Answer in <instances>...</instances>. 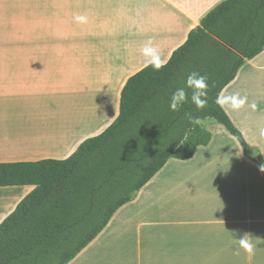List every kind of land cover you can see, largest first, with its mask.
<instances>
[{
	"label": "crops",
	"instance_id": "1",
	"mask_svg": "<svg viewBox=\"0 0 264 264\" xmlns=\"http://www.w3.org/2000/svg\"><path fill=\"white\" fill-rule=\"evenodd\" d=\"M223 1L0 0V163L69 158L118 117L147 42L166 64ZM233 93L256 105L223 109L264 163V50L221 94ZM217 124H200L210 143L168 160L68 264H264V174ZM33 190L0 187V224Z\"/></svg>",
	"mask_w": 264,
	"mask_h": 264
},
{
	"label": "trees",
	"instance_id": "2",
	"mask_svg": "<svg viewBox=\"0 0 264 264\" xmlns=\"http://www.w3.org/2000/svg\"><path fill=\"white\" fill-rule=\"evenodd\" d=\"M263 50L264 0L223 1L159 70L146 66L128 79L118 117L69 158L0 163V187L34 186L0 224V264H68L168 160L190 159L210 143L211 133L190 123L186 112L215 120L251 155L215 99ZM191 71L208 77L207 107L195 111L189 93L183 108L172 112L170 96Z\"/></svg>",
	"mask_w": 264,
	"mask_h": 264
},
{
	"label": "clouds",
	"instance_id": "3",
	"mask_svg": "<svg viewBox=\"0 0 264 264\" xmlns=\"http://www.w3.org/2000/svg\"><path fill=\"white\" fill-rule=\"evenodd\" d=\"M77 22H86V17L83 15H77L75 17ZM143 55L145 56V63L147 66H151L154 70H159L163 65L158 50L152 46V41L149 40L143 48ZM208 77L202 75L198 71H191L184 79L183 85L177 87L172 92L168 101V108L172 112L180 111L184 104L189 100V93H191L190 101L194 106V110L199 112L207 107L208 104ZM215 103L223 108L229 107L233 111H239L248 105L255 110V103L248 104V97L241 96L239 93H233L229 95L218 94ZM185 115L188 117L190 123L200 124L202 121L198 116L192 115L190 112H186ZM259 135L264 137V127L259 129ZM264 165H261L260 170L264 172ZM235 239V238H234ZM240 248L245 252L251 254L253 252L254 245L251 242V235L244 233L239 239H235Z\"/></svg>",
	"mask_w": 264,
	"mask_h": 264
},
{
	"label": "rangeland",
	"instance_id": "4",
	"mask_svg": "<svg viewBox=\"0 0 264 264\" xmlns=\"http://www.w3.org/2000/svg\"><path fill=\"white\" fill-rule=\"evenodd\" d=\"M202 122L200 123L201 126H203L207 130H211L212 127L218 125L217 122L211 118L201 120ZM220 126V125H219Z\"/></svg>",
	"mask_w": 264,
	"mask_h": 264
},
{
	"label": "water",
	"instance_id": "5",
	"mask_svg": "<svg viewBox=\"0 0 264 264\" xmlns=\"http://www.w3.org/2000/svg\"><path fill=\"white\" fill-rule=\"evenodd\" d=\"M251 157H252L253 159H255V160H259V159H260V157H259V155H258L257 152H252V153H251Z\"/></svg>",
	"mask_w": 264,
	"mask_h": 264
}]
</instances>
